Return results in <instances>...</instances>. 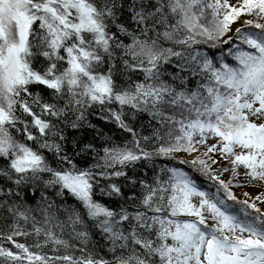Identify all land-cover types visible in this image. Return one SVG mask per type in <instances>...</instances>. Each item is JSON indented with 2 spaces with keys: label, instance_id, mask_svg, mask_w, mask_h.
Segmentation results:
<instances>
[{
  "label": "snow or ice",
  "instance_id": "6c2138e0",
  "mask_svg": "<svg viewBox=\"0 0 264 264\" xmlns=\"http://www.w3.org/2000/svg\"><path fill=\"white\" fill-rule=\"evenodd\" d=\"M0 264H264V0H0Z\"/></svg>",
  "mask_w": 264,
  "mask_h": 264
},
{
  "label": "trees",
  "instance_id": "16d2710c",
  "mask_svg": "<svg viewBox=\"0 0 264 264\" xmlns=\"http://www.w3.org/2000/svg\"><path fill=\"white\" fill-rule=\"evenodd\" d=\"M90 119H92L93 122H96V117H95V116L90 117ZM100 123L102 124V122H100ZM110 128H111V126H107V127H105V128H104L105 132L110 134ZM238 194H239V193H238Z\"/></svg>",
  "mask_w": 264,
  "mask_h": 264
},
{
  "label": "rangeland",
  "instance_id": "374dc122",
  "mask_svg": "<svg viewBox=\"0 0 264 264\" xmlns=\"http://www.w3.org/2000/svg\"><path fill=\"white\" fill-rule=\"evenodd\" d=\"M245 190L250 191V192H255V190H254V189H251V188H249V189H245ZM238 193H239V192H238Z\"/></svg>",
  "mask_w": 264,
  "mask_h": 264
}]
</instances>
